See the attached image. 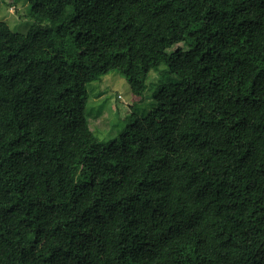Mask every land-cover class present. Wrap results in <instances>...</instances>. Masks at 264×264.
I'll use <instances>...</instances> for the list:
<instances>
[{
  "label": "trees",
  "instance_id": "trees-1",
  "mask_svg": "<svg viewBox=\"0 0 264 264\" xmlns=\"http://www.w3.org/2000/svg\"><path fill=\"white\" fill-rule=\"evenodd\" d=\"M0 21V264H264V0H25ZM142 118L100 140L88 84Z\"/></svg>",
  "mask_w": 264,
  "mask_h": 264
},
{
  "label": "rangeland",
  "instance_id": "rangeland-1",
  "mask_svg": "<svg viewBox=\"0 0 264 264\" xmlns=\"http://www.w3.org/2000/svg\"><path fill=\"white\" fill-rule=\"evenodd\" d=\"M30 5L25 0H0V21L19 34H25L35 24L30 16ZM164 67L150 74L149 89L143 97L135 96L127 80L118 72L102 77L101 81L88 84V102L86 117L91 129L102 141L111 140L129 124L131 115L142 118L154 104V96L159 88L160 77L154 86L152 79L161 73Z\"/></svg>",
  "mask_w": 264,
  "mask_h": 264
}]
</instances>
